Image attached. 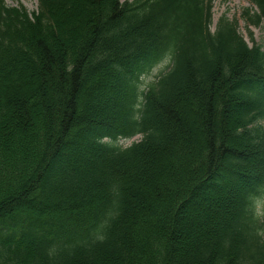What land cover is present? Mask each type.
I'll return each mask as SVG.
<instances>
[{
    "label": "trees",
    "instance_id": "1",
    "mask_svg": "<svg viewBox=\"0 0 264 264\" xmlns=\"http://www.w3.org/2000/svg\"><path fill=\"white\" fill-rule=\"evenodd\" d=\"M212 2L0 0V264H264V49Z\"/></svg>",
    "mask_w": 264,
    "mask_h": 264
},
{
    "label": "rangeland",
    "instance_id": "2",
    "mask_svg": "<svg viewBox=\"0 0 264 264\" xmlns=\"http://www.w3.org/2000/svg\"><path fill=\"white\" fill-rule=\"evenodd\" d=\"M8 6L17 7L23 5L29 12H37L38 10V0H4ZM122 2H131L134 0H121ZM251 4L248 0H214L213 2V26L212 29L215 30L218 20L222 16L228 17L230 20H238L240 33L244 37L249 45H252L251 39L254 40L255 44L261 46L264 49V20L259 27H249L243 15L246 9H249ZM252 35V37H251ZM168 61H164L158 65L153 73L145 80L144 85L154 82L156 78L161 74L162 70L167 65ZM141 136H137L131 139H121L119 145L126 148L132 144L139 142ZM258 216L264 220V197L258 201L257 206Z\"/></svg>",
    "mask_w": 264,
    "mask_h": 264
}]
</instances>
